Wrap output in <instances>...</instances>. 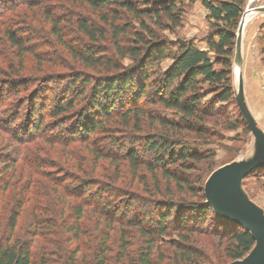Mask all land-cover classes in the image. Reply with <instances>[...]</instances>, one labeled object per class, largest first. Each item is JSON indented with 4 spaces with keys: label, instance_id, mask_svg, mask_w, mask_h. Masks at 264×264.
<instances>
[{
    "label": "trees",
    "instance_id": "1",
    "mask_svg": "<svg viewBox=\"0 0 264 264\" xmlns=\"http://www.w3.org/2000/svg\"><path fill=\"white\" fill-rule=\"evenodd\" d=\"M182 1L0 0V264H207V240L228 259L254 245L194 174L234 102L244 0H201L204 49L161 32Z\"/></svg>",
    "mask_w": 264,
    "mask_h": 264
},
{
    "label": "rangeland",
    "instance_id": "2",
    "mask_svg": "<svg viewBox=\"0 0 264 264\" xmlns=\"http://www.w3.org/2000/svg\"><path fill=\"white\" fill-rule=\"evenodd\" d=\"M180 6L183 12L181 25L174 28V33L169 30L161 32L172 39L181 37L193 41L198 47L205 45L204 48H206L207 40L212 32L207 18L208 11L201 4V0H195L193 3L183 0ZM258 6H264V0H244L243 12L246 8L250 9ZM41 47V49L47 51L53 50V47L49 44H44ZM241 52L244 103L250 117L264 134V11L251 12L250 17L245 22ZM169 63L170 60L168 59L164 61L165 66ZM215 67L219 68V65ZM230 76L234 102L227 106L229 110L227 115L211 119L210 126L216 135L211 143L202 145L204 148L211 149L214 156L211 160L198 166L199 173L194 171V174H198L197 180H200L196 186L203 189L206 201H208L206 195L207 181L219 167L264 159V144L247 123V128L242 125H237L234 129L226 127L228 124L241 122L236 115L237 110L240 114L241 112L236 103L238 82L235 77L233 59ZM48 86L54 91L53 93L57 92L58 88L54 87V83L51 82ZM165 114L170 115L169 112H165ZM263 168L227 170L220 174L214 186V192L219 203L227 211L238 217L264 223V175L261 172ZM123 180L126 181L127 186L132 184L128 182L127 174H123ZM137 186V183L134 182L130 190L145 195V192L141 189L142 186L138 188ZM209 204L216 216L224 218L211 203ZM27 221V215L24 214V218L20 222V230H25ZM93 221L94 217L90 215L89 227H92ZM241 226L249 230L255 238L251 249L240 258L228 259L221 256V253L215 249V240H207L205 241L209 249L207 264H264V228ZM202 228L206 227L203 226ZM39 249V246L36 245L34 249L36 255H38ZM166 262L167 259L163 264H166Z\"/></svg>",
    "mask_w": 264,
    "mask_h": 264
},
{
    "label": "water",
    "instance_id": "3",
    "mask_svg": "<svg viewBox=\"0 0 264 264\" xmlns=\"http://www.w3.org/2000/svg\"><path fill=\"white\" fill-rule=\"evenodd\" d=\"M248 8H246L243 12V14L240 17L237 30L235 32V47H234V54H233V63L234 66H238V89H237V96H236V103L237 106L249 125V127L252 129V131L255 133V135L258 133L262 134L264 137L263 132L259 128V126L253 121V119L250 117L245 103H244V95H243V79H242V52H241V44H242V33H243V27L245 25L244 16ZM251 11H264V6H258L251 8ZM264 167V159L261 160H253V161H245L238 164H227L219 167L217 170H215L211 176L209 177L207 181L206 186V195L208 198V202L213 205L215 210L224 218H227L229 220H232L240 225L246 226V227H263L264 223L257 221V220H251L243 217H238L229 211H227L217 200V197L214 192V186L215 181L218 178L220 174H222L224 171L227 170H239V169H245V170H252L255 168Z\"/></svg>",
    "mask_w": 264,
    "mask_h": 264
},
{
    "label": "bare ground",
    "instance_id": "4",
    "mask_svg": "<svg viewBox=\"0 0 264 264\" xmlns=\"http://www.w3.org/2000/svg\"><path fill=\"white\" fill-rule=\"evenodd\" d=\"M251 12H253V11H251V8L250 9H247V11L245 13V16H244V21L245 22L250 17ZM234 71H235V77H236V79H238V66L237 65L234 66ZM256 136L264 144V137H263V135L257 132Z\"/></svg>",
    "mask_w": 264,
    "mask_h": 264
},
{
    "label": "crops",
    "instance_id": "5",
    "mask_svg": "<svg viewBox=\"0 0 264 264\" xmlns=\"http://www.w3.org/2000/svg\"><path fill=\"white\" fill-rule=\"evenodd\" d=\"M205 45L203 47H200V48H203L204 49Z\"/></svg>",
    "mask_w": 264,
    "mask_h": 264
}]
</instances>
